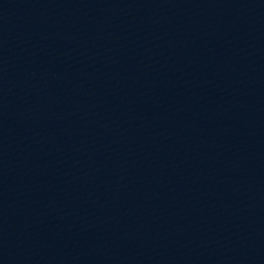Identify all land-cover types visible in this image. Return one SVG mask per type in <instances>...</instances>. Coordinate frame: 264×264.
<instances>
[{
    "label": "water",
    "instance_id": "obj_1",
    "mask_svg": "<svg viewBox=\"0 0 264 264\" xmlns=\"http://www.w3.org/2000/svg\"><path fill=\"white\" fill-rule=\"evenodd\" d=\"M0 264H264V0H0Z\"/></svg>",
    "mask_w": 264,
    "mask_h": 264
}]
</instances>
